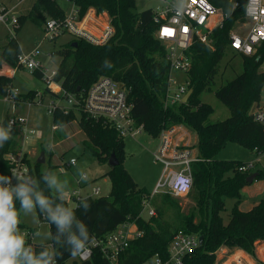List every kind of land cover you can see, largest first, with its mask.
<instances>
[{"label": "trees", "instance_id": "16d2710c", "mask_svg": "<svg viewBox=\"0 0 264 264\" xmlns=\"http://www.w3.org/2000/svg\"><path fill=\"white\" fill-rule=\"evenodd\" d=\"M79 11L82 18L89 9L98 13L107 12L111 18L115 33L103 45L92 44L85 39L72 38L58 50L62 60L57 68L55 80L63 89L78 97L102 76L113 78L129 91L132 104V116L138 125H144V131L153 138H158L163 129L182 125L196 135L194 148L199 161L192 163L193 188L188 194L193 202L188 212L173 200L172 195L164 199L162 207L157 208L156 216L143 215L144 203L152 198L146 189L140 187L123 164L125 157L124 137L102 121L87 117L84 113L61 111L54 113V122L63 126L79 119L86 134V145L101 163H109L115 154L120 164L111 167L105 175L111 181V192L105 197H87L90 208L87 212L81 207H73L77 218L89 229L91 241L105 239L125 224L135 223L142 237L130 241L119 257L120 264H144L156 254L163 259L169 256L168 248L178 232L193 233L203 237V243L184 258V264H215L217 253L222 248H240L255 255L256 243L264 241V199L249 211L239 208L241 189L252 172H241L239 167L244 162L217 159L218 153L227 142H239L257 154H264L263 127L253 118L254 105L260 100L264 87V42L254 55L238 54L230 48V33L238 22L245 21V2L233 10L230 0H210L224 14L222 27L211 34L212 44L194 42L188 50L192 67L188 75L189 90L193 94L188 102L165 106L169 87L170 64L166 57V46L156 37L158 25L154 21V10H137L136 0H68ZM67 15L59 0H37L28 17L44 24L48 18L63 19ZM90 13L87 20L92 18ZM20 16V27L26 20ZM88 21L86 22V24ZM76 43V44H75ZM230 51L242 58L243 72L226 85L216 90L217 98L231 110L226 120L209 124L208 120L214 109L203 102L204 92H211L219 65L225 54ZM21 53L16 38H11L3 47L0 57V69L3 66L15 70ZM35 75L41 78L39 72ZM13 78L0 76V98L13 88ZM37 91L30 90L19 94L20 101L32 100ZM45 95L57 96L46 89ZM8 125V117L2 124ZM22 134L19 126L12 128L11 139L0 147V174L9 175L11 165L6 156L21 150ZM31 176L40 182V188L49 194L41 174L42 164L30 161ZM50 170V169H48ZM258 178H264V170L259 169ZM161 195V194H160ZM168 197V198H167ZM227 198L236 199L230 220L225 223L222 213L225 211ZM59 203V201H57ZM66 205L67 202L65 201ZM165 206L175 209L173 223L164 218ZM40 221L47 222L42 216ZM48 223V222H47ZM21 229L25 228L20 224ZM33 232L35 230L31 229ZM53 236L56 226L49 225ZM34 251L44 247H55L63 253V260L58 264H111L100 248L93 250L92 258L79 261L53 242L35 243L26 239Z\"/></svg>", "mask_w": 264, "mask_h": 264}, {"label": "built area", "instance_id": "2783aa9c", "mask_svg": "<svg viewBox=\"0 0 264 264\" xmlns=\"http://www.w3.org/2000/svg\"><path fill=\"white\" fill-rule=\"evenodd\" d=\"M161 1L165 5L162 9L154 11V21L158 25L156 37L166 46V57L170 64L169 87L165 101V106L168 107L182 102L189 91V82L173 89L172 72L187 73L191 69L192 59L188 55V50L196 41L211 45V34L214 29L223 26L225 17L223 12L215 7L210 0H187V6L180 14L175 11L176 8L180 7V0ZM239 1L230 0L233 10L239 6ZM15 7L0 9V23L10 33H15L20 27V15ZM87 18L86 20L85 17L81 18L76 7H73L71 12L63 19L48 18L44 24L46 37L55 39L64 33H69L73 38L85 39L95 45L106 44L115 33L112 21L102 23L97 12H93L92 18L90 17L89 20ZM238 23H242L246 30L243 32L231 31L230 48L238 54L254 55L258 47L264 42V0H246L245 21ZM39 53V50L28 55L20 53L15 71L22 67L31 73L39 72L41 78L47 84V89L57 96L45 95L44 92L37 91L34 99L20 101L16 97L21 93L17 88H12L4 97L11 104L12 112L8 116V122L14 121L12 128L19 126L22 134L21 150L6 156L11 165L10 176H12L13 171L31 175L30 161L32 162V157L26 150L27 143L31 137L38 139L42 136L41 133L29 127L28 117L18 112L20 105H26L28 108L33 105H46L53 114L57 111L64 114L75 112L79 115L84 113L91 119L102 121L115 128L122 137L128 134L137 136L144 131V125H138L132 116L129 91L123 84L111 77L102 76L84 95L78 97L67 92L55 80L57 69L49 70L46 68L39 60ZM56 85H58L57 91L54 89ZM252 114L254 120L263 127L264 131V87L261 91L260 100L254 105ZM59 127V124L54 123L52 130L56 131ZM179 132H182V134ZM184 134L187 133L184 132V126L182 125L163 129L160 133L159 143L153 151V156L156 161L164 165V173L152 197L163 193H169L174 197H183L192 190L194 179L191 165L199 161L200 158L191 142L184 139ZM76 162V159H71L65 165H75ZM175 166H182V168L180 170L171 168ZM256 166V161L246 162L240 165L239 170L241 172H252L257 168ZM13 183H15V180H13ZM99 194L100 189L93 190V196ZM73 198L78 204L83 197L80 195V191H74ZM145 212H147V217L156 216V209L150 205L149 201L144 203L142 214L144 215ZM132 225H135V223L123 225L105 239H94L89 243L88 249L76 259L79 261L90 260L93 250L98 247L111 264H120L119 257L122 251L129 245L131 240L140 238L143 235V232L138 228L132 230ZM22 231L27 234L26 239L33 240L32 230L22 229ZM261 244L260 256L251 255L244 250L230 251L221 257L216 264H264V241L257 242L256 248ZM199 246V235L178 232L169 245L167 259H163L161 255L156 254L144 264H184V258L193 253Z\"/></svg>", "mask_w": 264, "mask_h": 264}, {"label": "rangeland", "instance_id": "374dc122", "mask_svg": "<svg viewBox=\"0 0 264 264\" xmlns=\"http://www.w3.org/2000/svg\"><path fill=\"white\" fill-rule=\"evenodd\" d=\"M36 2L37 0H0V9L13 8L19 4L15 7L17 13L27 17L21 28L15 33H10L6 27L0 23V49L15 36L14 38H16L20 45L21 54L28 55L39 50V60L42 61L45 67L49 70L57 69L62 60L57 52L71 41L72 36L69 33H64L55 39L46 37L44 27L41 25L42 23L33 20L32 17H28ZM59 4L65 9L67 14L70 13L74 7L68 0H59ZM136 4L138 11L146 9L156 11L162 9L165 5L161 0H136ZM91 12L95 13L97 10L89 9L84 16L85 20ZM98 14L102 23L111 20L107 12ZM4 30H6V33ZM233 30L243 32L246 30V27L242 23H237ZM261 70L264 71V64L261 66ZM242 72L241 56L234 55L232 52L228 51L220 62L219 70L215 77V84L210 90L211 92H204L201 96L203 102L209 104L214 109V113L208 120L209 124L226 120L231 116V110L217 98L215 92L235 79ZM171 78L174 81V83H172L173 89L188 82V75L179 71H173ZM12 80L13 88H17L21 94L27 93L30 90L44 92L47 89V84L42 78L22 67L15 71V76ZM4 97L0 98V125L3 124L5 119L10 116L12 112L11 104L5 100ZM18 112L22 115H28L30 121L29 127L42 135L38 138L39 142L37 145L29 141L26 150L31 154L33 161H37L42 150H46V162L42 164V169L43 171L50 169V171L54 172L61 180L68 183L69 197L66 202L70 207H75L77 205L76 200L73 198L74 191L81 190L82 196L86 197L91 193L93 187H99L100 194L98 196H92L93 198L105 197L110 194L111 181L108 176L104 175L110 169L109 163L99 162L90 148L86 145V136L79 123L65 126L63 128L64 132H58V136H60L58 140H54V134H52V126L55 123L54 114L48 110L46 105H33L31 108H28L26 105H20ZM187 129L188 128L184 127V132L186 131L187 133L183 135L184 139L189 142L193 141L191 145L194 147L196 135L191 130ZM179 133L182 134V132ZM191 133L195 142L192 137H190ZM158 143V138L149 136L145 131L137 136H132L130 134L124 136L125 157L123 159V164L138 185L146 189L149 194H153L155 186L164 173V165L156 161L153 156V151L157 148ZM51 148H53V153H50ZM71 159H76V164L71 166L65 165ZM217 159L240 161L244 163L256 161L257 168H255L252 173L258 172L259 169L264 170V154H257L239 142H227L226 146L218 153ZM171 168L180 170L182 166ZM84 174L89 177L87 182L80 181V176ZM80 185L84 187L81 188ZM165 195L169 197L170 194H158L150 198V200H147L150 202V205L156 209V214L157 208L162 207L164 204ZM188 196L189 195L174 197L172 195L173 200L181 205L184 212H188L193 205V202ZM262 199H264V178H258L252 183L243 185L239 208L242 211H249ZM235 203L236 199L234 198L226 199L225 211L222 213L225 223L229 222L231 211ZM165 211L164 218L173 223L175 209L171 206H165ZM144 215L147 217V212H145ZM21 224L25 226L23 230L26 231L31 229L40 231L41 233L50 231L47 222L40 221L39 224H34L30 216H21ZM33 242L48 245L51 243L50 240H46L42 237L33 239ZM261 246L262 244L257 246L254 256L261 255ZM230 251L236 252L243 250L240 248H222L218 252L215 264L221 257Z\"/></svg>", "mask_w": 264, "mask_h": 264}, {"label": "clouds", "instance_id": "9594fccd", "mask_svg": "<svg viewBox=\"0 0 264 264\" xmlns=\"http://www.w3.org/2000/svg\"><path fill=\"white\" fill-rule=\"evenodd\" d=\"M186 6L187 0H180L176 13L183 12ZM13 123L9 121L6 127L0 125V147L11 139ZM41 178L49 190L48 195L40 188L39 180L31 175L16 171L12 176L0 174V264H58L63 260V253L55 247H44L39 252L33 250L20 227L21 216H30L34 224H39L42 216L50 226L55 225V236L51 231H35L32 238L52 241L73 259L88 249L89 229L77 218L75 209L65 203L69 197L68 183L50 170H45ZM88 180L87 175L80 176L81 182ZM81 205L85 212L90 208L87 198H82L76 207Z\"/></svg>", "mask_w": 264, "mask_h": 264}, {"label": "crops", "instance_id": "0c3cea01", "mask_svg": "<svg viewBox=\"0 0 264 264\" xmlns=\"http://www.w3.org/2000/svg\"><path fill=\"white\" fill-rule=\"evenodd\" d=\"M20 16H22V15H20ZM6 30H4V32H5ZM6 33V32H5ZM73 38V37H72ZM2 52H3V48L2 49H0V57H1V55H2ZM1 75H7V76H9V77H12V78H14V76H15V70H11L10 68H7V67H5V66H3V69H0V76ZM54 89L57 91L58 90V85H56V86H54ZM22 115V114H21ZM25 116H27L28 117V119H29V116L28 115H25ZM29 123H30V121H29ZM73 123H79V119H76V120H74V121H72L71 123H68V124H66V125H63V126H61L60 125V127H59V129L58 130H56V131H53L52 130V134H54V140H58V137H60V136H58V132H64V127L65 126H67V125H69V124H73ZM80 124V123H79ZM188 130V129H187ZM85 136H86V134H85ZM190 137H192V139L194 140V138H193V136H192V133H191V135H190ZM87 139V138H86ZM85 139V140H86ZM38 142H39V139H37L36 137H31V139H30V143H32V144H35V145H37L38 144ZM193 141H191V144H193L192 143ZM194 142H195V140H194ZM51 145H52V143H51ZM196 149V148H195ZM45 152L46 154H47V152H46V150H42V152ZM196 151H197V149H196ZM41 152V153H42ZM50 153H53V148H51V152ZM198 153V152H197ZM31 155V154H30ZM41 155V154H40ZM39 155V156H40ZM32 157V156H31ZM39 158V157H38ZM38 160V159H37ZM110 166V165H109ZM110 168H111V166H110ZM110 170V169H109ZM109 172V171H108ZM107 172V173H108ZM106 173V174H107ZM106 174H104V175H106ZM158 184V183H157ZM157 186V185H156ZM156 186H155V188H156ZM80 187L81 188H83L84 186H81L80 185ZM155 188H154V190H155ZM94 189H100L99 187H93L92 188V190H91V193L89 194V195H87L86 197H83L82 196V191L80 190V195L83 197V198H87V197H92L93 196V190ZM137 228V226L136 225H132V227H131V229L132 230H134V229H136Z\"/></svg>", "mask_w": 264, "mask_h": 264}, {"label": "water", "instance_id": "95a60500", "mask_svg": "<svg viewBox=\"0 0 264 264\" xmlns=\"http://www.w3.org/2000/svg\"><path fill=\"white\" fill-rule=\"evenodd\" d=\"M192 94H193V89H190L186 93V95L184 96L182 102L183 103L188 102V100H189V98L191 97ZM37 162L40 163V164H44L46 162V153L44 151L39 156ZM119 164H120V161L117 159L116 155L115 154H112L111 157H110V159H109V165L111 167H115V166H118ZM258 176H259V172H254V173L250 174L247 177V182L248 183L254 182L257 179ZM203 240H204V238L203 237H200V245L203 243Z\"/></svg>", "mask_w": 264, "mask_h": 264}]
</instances>
